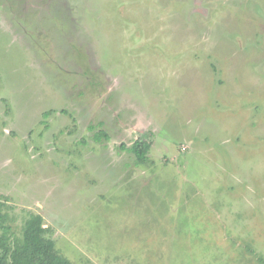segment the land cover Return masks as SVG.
<instances>
[{
  "label": "rangeland",
  "instance_id": "obj_1",
  "mask_svg": "<svg viewBox=\"0 0 264 264\" xmlns=\"http://www.w3.org/2000/svg\"><path fill=\"white\" fill-rule=\"evenodd\" d=\"M32 214L72 264H264V0H0V225Z\"/></svg>",
  "mask_w": 264,
  "mask_h": 264
},
{
  "label": "trees",
  "instance_id": "obj_2",
  "mask_svg": "<svg viewBox=\"0 0 264 264\" xmlns=\"http://www.w3.org/2000/svg\"><path fill=\"white\" fill-rule=\"evenodd\" d=\"M149 150L150 144L142 139L128 149L138 164L147 162ZM46 233L43 218L37 214L27 218L20 236L13 234L8 226L0 225V264H72Z\"/></svg>",
  "mask_w": 264,
  "mask_h": 264
}]
</instances>
